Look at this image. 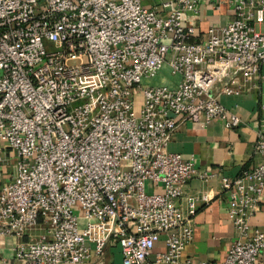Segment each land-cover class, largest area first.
I'll return each mask as SVG.
<instances>
[{
	"label": "built area",
	"instance_id": "obj_1",
	"mask_svg": "<svg viewBox=\"0 0 264 264\" xmlns=\"http://www.w3.org/2000/svg\"><path fill=\"white\" fill-rule=\"evenodd\" d=\"M202 2L0 0V147L16 166L12 175L0 164V236L21 239L19 260L105 264L114 244L123 264H179L210 198L187 195L196 159L170 144L182 122L241 126L223 98L264 92V0H215L235 18L198 41L186 17ZM165 64L178 85L147 83ZM257 123L259 163L222 181L238 231L222 264L264 253L250 222L264 194V101Z\"/></svg>",
	"mask_w": 264,
	"mask_h": 264
},
{
	"label": "crops",
	"instance_id": "obj_2",
	"mask_svg": "<svg viewBox=\"0 0 264 264\" xmlns=\"http://www.w3.org/2000/svg\"><path fill=\"white\" fill-rule=\"evenodd\" d=\"M164 0H146L148 5L163 10ZM235 18V12L227 5L222 9L215 8V0H203L199 17L187 14L189 24L197 28L195 39L202 41L207 37L212 26L227 24ZM180 75H174L168 64H165L160 74L147 83L151 85H167L176 87L181 80ZM225 104L237 110L243 123L237 128H227L221 121L206 123L182 122L171 144L170 151L181 153L186 159L194 157L196 167L200 172L186 189L189 196L208 194V202H200L195 216L194 238L188 243L179 264H200L209 262L222 264L227 253L237 239L238 231L229 216L230 193L222 190L225 177L235 178L245 169H253L260 161L256 154L258 141V110L264 101V92H253L248 95L223 98ZM203 173L211 176L202 177ZM187 206L184 198L182 201ZM253 227L264 231V194L259 211L250 217ZM45 233L42 226L29 231L24 240L38 238ZM21 239L15 236H0V264H27L16 257L17 247ZM167 251L166 236L163 235L156 244L150 257L157 259L158 254ZM105 264H123L122 249L111 244L104 255ZM169 264V263H163ZM257 264H264V253Z\"/></svg>",
	"mask_w": 264,
	"mask_h": 264
},
{
	"label": "rangeland",
	"instance_id": "obj_3",
	"mask_svg": "<svg viewBox=\"0 0 264 264\" xmlns=\"http://www.w3.org/2000/svg\"><path fill=\"white\" fill-rule=\"evenodd\" d=\"M15 155L14 153L6 147H0V164L3 166H7L9 173H15L16 172V166H15Z\"/></svg>",
	"mask_w": 264,
	"mask_h": 264
}]
</instances>
